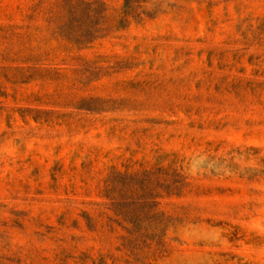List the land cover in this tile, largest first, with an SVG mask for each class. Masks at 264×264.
<instances>
[{"label": "rangeland", "instance_id": "rangeland-1", "mask_svg": "<svg viewBox=\"0 0 264 264\" xmlns=\"http://www.w3.org/2000/svg\"><path fill=\"white\" fill-rule=\"evenodd\" d=\"M0 264H264V0H0Z\"/></svg>", "mask_w": 264, "mask_h": 264}]
</instances>
